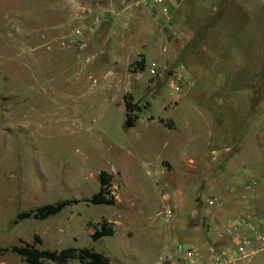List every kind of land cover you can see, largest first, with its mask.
Returning a JSON list of instances; mask_svg holds the SVG:
<instances>
[{"label":"rangeland","instance_id":"obj_1","mask_svg":"<svg viewBox=\"0 0 264 264\" xmlns=\"http://www.w3.org/2000/svg\"><path fill=\"white\" fill-rule=\"evenodd\" d=\"M83 4L91 10L81 9L75 0H0V245L33 241L36 234L40 242L34 245L39 247H91L107 256L109 264H156L157 255L169 244L184 242L167 232L177 214L172 210L166 217L161 212L164 203L172 207L177 187L168 177L181 178L184 215H190L193 204L196 214L191 222L219 236L226 217L246 208L245 202L233 203L238 197L226 188L219 189L236 166L201 165L196 153L208 149L201 140V115L195 112L194 126L187 125L185 113L190 110L184 105L189 100H179L192 81L189 75L186 87L173 93L167 72L148 73L150 59L165 57L159 51L168 43L165 38L180 40L183 35L158 27L143 0ZM213 4L227 5L230 13L207 33V51L196 53H221L220 39L236 38L222 54L236 60L249 56L250 65L256 54V82L252 76L246 79L248 75L234 80L244 84L242 90L258 87L253 94V101H258L264 90V14H259L264 0H180L171 15L176 13L178 25L171 20L170 27L179 35L191 34L192 25L202 24L206 16L189 17L198 7ZM100 10L103 15L97 20L94 15ZM89 24L95 26L93 31L74 33L75 27ZM182 52L169 57L183 61ZM205 74L217 76L209 67ZM218 77L221 83L225 79L224 74ZM240 96L244 103V94ZM124 98L139 106L130 112L142 118L133 126L125 122ZM192 103L201 109L204 102ZM169 118L174 127L161 124ZM198 136V141H190ZM162 159L164 168L159 170ZM174 159L181 161L179 168L167 161ZM99 170L110 174L115 205L82 200L98 189ZM210 196L219 202L206 203ZM65 197L78 200L46 218L13 221L17 211ZM255 202L253 209L264 210V200ZM101 218L110 222L113 232L93 239L92 225ZM0 264L28 263L8 250L0 253ZM237 264H264V252Z\"/></svg>","mask_w":264,"mask_h":264},{"label":"crops","instance_id":"obj_2","mask_svg":"<svg viewBox=\"0 0 264 264\" xmlns=\"http://www.w3.org/2000/svg\"><path fill=\"white\" fill-rule=\"evenodd\" d=\"M250 4L251 3H249V5ZM250 7L251 6H249V11H252L253 9H250ZM196 10L197 14L194 13L195 16L193 15L189 18L195 20L198 17L201 19L206 16V18H203L206 19V21L200 25L193 24V27L190 30L191 34H186L181 30L182 34L180 33V36L183 35V39L177 40L173 37H163L168 39L169 56L173 57L174 54L183 50L181 53L182 59L187 74L192 80L184 89L179 100L185 97H188L187 100H189V103L184 105L187 110H190L185 113L187 125H190L191 127L194 126L195 112L201 115L200 117L203 125L202 135L205 137L203 139L201 137V140L204 142L206 141L205 143L208 146V149L206 150V148H203V151H199L196 155L201 159V165L205 167H209L210 164H218L220 167L228 169L232 165H235V173L233 172V175H228L219 189L226 188L229 194L231 192L232 196H237L238 198H236V200L234 199L233 203L238 201L245 202L246 208L240 209L243 213L251 216L255 214L264 215L263 208L253 209L257 207L255 201L260 199L261 201L264 200V90L260 91L261 96L258 101L254 102L253 94L256 93L258 87L257 89L247 88L246 90H242L241 86L244 84L239 83L238 85L234 80L235 76L248 75L249 77H246V79L250 80L252 76L254 77V83L256 82L255 76L258 68L257 56L255 54L253 65H250L252 59L249 56L246 59L240 58L239 60L232 59L228 57V55L224 56L222 53L227 47L232 45V41L236 39L234 37L220 39L219 44L223 46L221 53H210L205 55H203L204 53L202 55L196 53V50L198 49H201L202 52L205 50L207 51V48L209 47V34L207 33H209L214 24H218L222 20L224 21L223 15L230 13V10L227 9V5L217 7V4H213L211 7L201 6ZM261 11H259V13L256 9V12L260 15L262 13L264 14V9L263 12ZM175 14L176 13H174V18H172V20L178 25ZM256 19V16H253L254 28ZM240 26L241 25H239V27ZM242 26H247V23H243ZM237 35L239 36L240 34ZM253 42L254 45H256L255 38L253 39ZM250 45H253V43H250ZM165 58L166 56L159 58V60L161 61ZM208 67L213 69L217 76L213 75L209 77V75H206L205 68ZM218 74H224L225 76L222 83L220 82L221 78L218 77ZM205 76H207V78H205ZM197 80L199 81L198 86L195 85ZM246 84L251 85L252 83L246 81L245 85ZM241 94H244V103L241 101ZM178 101L169 105H176ZM196 101L199 103L204 102L202 103L201 109L192 103ZM164 105L163 102L162 106ZM139 119L142 118H140L137 113L132 126L135 121ZM159 119L160 118H157V120ZM149 120H152L151 115H149ZM143 121L146 122L145 119ZM168 123H170V127L175 126L174 120L171 118L161 120V124L169 126ZM199 138L200 136L197 138L194 137L191 138L190 141L196 142ZM203 158L204 160H202ZM162 161L163 159L160 160L158 164L159 170L164 168ZM167 161L173 166V168L180 167L181 161L175 159ZM165 170V175H170L171 171L169 172V170ZM115 171L119 174L118 170ZM168 178L174 180L177 185L175 191L172 193V210L177 216L174 223L167 230L169 236L175 239H181L184 241V244L192 243V245H196L202 250V253H206L209 245L213 244V242L223 243L225 237L224 234L217 236L215 231L202 232L197 224L191 222L193 219L195 220L194 216L196 214V209L193 207V204L190 215H184L182 211L186 202L182 197L181 186L183 184L181 183V178L178 177L171 179L170 176ZM251 179H254V183L248 185ZM114 199L115 201L113 205L117 202L115 197ZM72 203L66 204L65 206ZM247 259L249 258L240 259L236 261L235 264Z\"/></svg>","mask_w":264,"mask_h":264},{"label":"built area","instance_id":"obj_3","mask_svg":"<svg viewBox=\"0 0 264 264\" xmlns=\"http://www.w3.org/2000/svg\"><path fill=\"white\" fill-rule=\"evenodd\" d=\"M81 3V9L91 10L82 5L85 0H75ZM180 0H143L147 4L148 11L160 28L168 27L170 34L179 37L175 29H171V15L178 6ZM103 11L95 12V19L102 17ZM95 26L83 25L74 28V33L84 35V32L93 31ZM162 55L169 57L168 43L159 46ZM165 58L163 60L150 59L147 62L148 73L161 76L164 72L168 74V84L173 93H180L189 82L185 64L177 58ZM254 183L251 179L248 185ZM206 203L217 204L216 197H207ZM161 212L170 217L172 207L170 203H164ZM216 229L217 227L209 226ZM220 235L224 234V242L212 245L206 253L198 251L194 246L173 241L165 250L157 255L156 264H235L236 261L250 258L254 253L264 252V215H249L238 210L226 217L220 226Z\"/></svg>","mask_w":264,"mask_h":264},{"label":"trees","instance_id":"obj_4","mask_svg":"<svg viewBox=\"0 0 264 264\" xmlns=\"http://www.w3.org/2000/svg\"><path fill=\"white\" fill-rule=\"evenodd\" d=\"M142 59L138 60V66H142ZM125 106V122L127 125L133 123L137 116L136 112L130 114L131 111L139 110V106L133 102L130 103L126 98L123 100ZM99 186L98 189L88 197L82 200L91 203L113 204L115 199L110 190V174L104 170L97 173ZM78 198L65 197L57 199L53 202H46L38 206L17 211L13 217L15 222L24 217L44 218L58 212L66 204L77 201ZM113 228L110 222L101 218L98 225H92L90 231L91 238L95 239L101 235L112 234ZM40 241L39 237L34 234L33 241L21 240L18 244L9 246L0 245V253L11 251L28 264H64L69 260H77L80 264H109V258L91 247H74L65 246L58 249L41 248L34 243Z\"/></svg>","mask_w":264,"mask_h":264}]
</instances>
